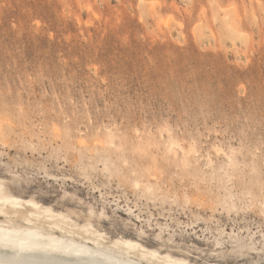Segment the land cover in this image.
<instances>
[{"label":"rangeland","instance_id":"obj_1","mask_svg":"<svg viewBox=\"0 0 264 264\" xmlns=\"http://www.w3.org/2000/svg\"><path fill=\"white\" fill-rule=\"evenodd\" d=\"M4 199L153 264H264V0H0Z\"/></svg>","mask_w":264,"mask_h":264},{"label":"bare ground","instance_id":"obj_2","mask_svg":"<svg viewBox=\"0 0 264 264\" xmlns=\"http://www.w3.org/2000/svg\"><path fill=\"white\" fill-rule=\"evenodd\" d=\"M7 202L4 199L0 203V212L4 214L8 213ZM9 204L10 209L17 213L20 202L13 199ZM27 205L36 207L37 204L27 201ZM48 212L44 209L24 214L22 220L26 226L23 229L0 223V264H143V261L144 264H153V260L159 257L152 250L130 256L129 253L140 245L129 239L116 240L111 247L105 246L101 241L102 234L88 231L86 227L83 228L86 235L82 241L78 240L77 231L56 222H51L52 230L65 232L66 239L53 232L39 231L40 223L49 219L46 215L52 219L56 216ZM161 258L167 264H184L182 260L170 259L168 255Z\"/></svg>","mask_w":264,"mask_h":264}]
</instances>
